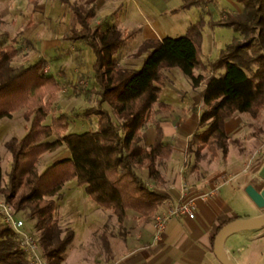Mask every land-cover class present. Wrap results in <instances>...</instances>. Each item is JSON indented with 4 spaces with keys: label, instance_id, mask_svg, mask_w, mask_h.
I'll return each instance as SVG.
<instances>
[{
    "label": "trees",
    "instance_id": "trees-1",
    "mask_svg": "<svg viewBox=\"0 0 264 264\" xmlns=\"http://www.w3.org/2000/svg\"><path fill=\"white\" fill-rule=\"evenodd\" d=\"M68 3L79 25H73L63 35L71 41L84 40L94 51L93 77L96 85L88 92L96 94V103L76 112L83 117H98V128L82 132L69 131L62 112L53 121L44 120L51 112V102L60 90L56 75L44 73V57L30 63L14 64L20 53L16 37L5 42L7 31L0 33V117L19 108H27L31 119L28 131L12 136L5 146L12 155L11 168L5 179L0 163V192L13 203L25 220H32V232L37 236L49 264H61L75 231L63 228L57 217L58 199L64 195L66 181L76 178L96 203L111 208L123 225L129 208L150 216L168 194L149 186L137 171L146 165L149 175L160 181V159L172 152V144L157 131L153 144L144 143L142 128L148 113L158 102L164 68L180 67L194 85L204 78L196 69H209L206 87L202 91L203 108L199 128L188 141L187 152L198 162L206 154L228 151L232 138L225 121L235 112H248L253 117L264 109V0H238L241 11H226L211 25L231 26L241 34L223 47L218 55L205 63L201 57L204 41V18L191 23L181 35L146 38L133 53L145 55L142 67L125 66L116 54L123 43L141 31V27L123 30L113 25L103 28L92 25L97 4L78 0ZM211 0H183V8L201 5ZM3 19L0 14V26ZM49 94L46 102L43 98ZM108 104V107L105 106ZM56 134L54 140L48 139ZM65 144L70 155L52 162L42 171L37 160L42 153ZM229 219L222 223L220 228ZM213 236V244H214ZM106 240L107 249L109 242ZM0 264H31L22 249L18 235L0 216Z\"/></svg>",
    "mask_w": 264,
    "mask_h": 264
},
{
    "label": "crops",
    "instance_id": "crops-1",
    "mask_svg": "<svg viewBox=\"0 0 264 264\" xmlns=\"http://www.w3.org/2000/svg\"><path fill=\"white\" fill-rule=\"evenodd\" d=\"M135 1L143 3L149 13L146 24L131 28L141 27V31L135 36L144 33L143 40L164 37L161 34V24L154 21L158 17L156 8L161 11V15L168 12L176 14L183 8V0H149L153 4L146 0ZM96 4V15L103 20V28L116 25L125 31L131 30L118 18L119 15L111 21L108 20L110 15L116 14L117 8L123 6V0H97ZM143 40L136 49L129 50L135 60L144 62L145 55H133ZM204 44L203 41V49ZM56 45L57 40L47 41L49 47ZM203 52L201 57L208 63L211 59H206ZM116 58L123 64L121 58ZM210 72L209 69H196V75L204 74V78L197 85L192 83L187 91L176 89L175 92L180 95L181 101L160 99L164 81L161 84L159 100L149 111L147 122L142 128L144 143L147 146L154 143L157 131L162 133L164 141L172 144L171 154L158 162L162 181L151 177L146 165L137 166V171L149 186L167 193L168 197L148 217L129 208L122 226L111 208L94 204L93 208L102 220L99 225L93 226L92 232H99L96 236L91 235V239L80 249H74L76 257H83L88 264H222L214 252L213 245V236L217 234L222 223L229 219L264 213V207L258 206L246 191L248 183L253 182L261 187L264 182L259 183L258 178H251L249 173L241 172L247 153H253L255 158L264 156V109L257 117L248 112H235L226 119L225 129L236 139L230 142L226 155L218 150L216 155L208 153L197 162L194 156L187 152L188 141L199 128L200 113L204 105L202 91L206 87V78ZM56 76L61 85L54 100L57 106H62L69 112L74 104L72 100H83L89 94L91 105L93 94H86L85 97L86 91H81L79 95H72L69 85H63L64 77L58 74ZM105 106L108 107V104L105 103ZM18 111L13 112V115ZM47 117L44 121L50 122ZM70 153L66 147L62 157H67ZM229 173L238 174L232 180L226 181L224 178ZM184 184L188 186L189 195L210 190L215 186L217 192L208 198L197 200L194 217H172L165 230L157 236L154 218L182 199ZM83 191L84 186L78 184L74 194L75 201L87 203L88 195H83ZM65 196L66 194L57 201L65 200ZM59 205L60 203L56 208L59 223L63 226L62 220H65L68 223L65 227L71 228L69 207L61 208ZM76 237L75 231L74 240L68 246L61 264H67V255L72 251ZM105 238L109 242V249ZM225 249L236 264H264V227L244 228L231 233L225 240Z\"/></svg>",
    "mask_w": 264,
    "mask_h": 264
},
{
    "label": "rangeland",
    "instance_id": "rangeland-1",
    "mask_svg": "<svg viewBox=\"0 0 264 264\" xmlns=\"http://www.w3.org/2000/svg\"><path fill=\"white\" fill-rule=\"evenodd\" d=\"M134 1L123 0V6L121 5L117 8L115 11L116 14L114 16L110 15L108 20L111 21L119 15L118 18H121L123 24L129 29L136 25L146 24L147 20H149L147 8L143 3L137 1L135 3ZM146 1L149 4H153L149 0ZM78 2L81 8H83L86 3H97V0H78ZM242 6V3L238 0H211L210 2H203L199 6L194 5L182 8L176 14H170L168 12L164 15H161V11L156 8L158 17L154 21L161 24L163 30L161 32L162 35L176 36L184 34L191 23L204 18L206 21L203 29L205 47L204 49L202 47V51H204V57L210 60L216 57L228 42L234 37H239L241 34L231 26H213L210 24V20L212 18L218 19L226 11H241ZM0 14L3 19V23L0 26V33L3 31H7L8 33L4 38L5 42H9L13 37H16L18 45L21 48L20 53L13 61L14 64L30 63L36 61L40 56L44 57L46 60V65L43 68L44 73L63 76V85H69V90L72 95H79L81 91H86L85 97L86 94H89L88 89L96 85L93 77L95 55L91 46L84 40L71 41L63 39V35L73 25H79L68 3L60 0H0ZM165 15L166 17H164ZM102 21L96 15L91 23L92 25H98L102 24ZM143 36L144 33H141L127 39L118 50L116 56L122 59L123 65L135 68L142 67L143 60H135V57L132 56V52L130 53L129 49H136L138 44L143 40ZM49 40H57L58 45L54 47L47 46V41ZM164 72L166 79L162 85L160 99L181 101L179 98L180 95L175 90L187 91L188 87L193 83L192 78L180 67L164 68ZM202 75L204 76V74ZM88 97L91 99L90 94ZM88 97L83 100H72L74 104H72L73 106L69 109V112L63 109L64 107L57 106V103L54 101L55 99L52 100L51 112L47 117L48 121L52 122L53 116H59L64 112L67 114L64 117V121L68 124L69 131L82 132L97 129L98 117L96 115L83 117L76 114V112L82 111L89 105ZM92 97L91 105L96 103L97 95L93 94ZM49 98L50 95L47 94L43 99L46 102ZM26 110V107L19 108L15 110L18 112L14 115L13 112L15 111L10 115L0 117V163L5 179L8 177L12 162V155L5 146V141L12 136L22 137L28 131L31 125V119L26 118ZM56 137V134H52L48 139L54 140ZM66 147L63 144L54 150H48L42 153L37 160L39 170L42 171L52 162L58 161L57 159L65 154ZM76 189H78V183L75 178L66 181L62 189L64 194H66L65 200L58 202L61 208L64 206L69 207L70 227L77 232L76 240L72 244V251L67 255V264H88L83 257H76L73 252L76 247L80 249L88 239H91V235H97L96 233L99 231L95 233L92 232V229H94L93 226L99 225L102 219L99 218L93 208L94 204H99L92 198L86 196L88 197L87 203H80L74 200ZM82 193L83 195H87L85 191ZM0 195L4 196L1 192ZM62 223L64 225H60L63 228H67L65 227V224H68L67 221L62 220ZM26 227L32 230V220H26Z\"/></svg>",
    "mask_w": 264,
    "mask_h": 264
},
{
    "label": "built area",
    "instance_id": "built-area-1",
    "mask_svg": "<svg viewBox=\"0 0 264 264\" xmlns=\"http://www.w3.org/2000/svg\"><path fill=\"white\" fill-rule=\"evenodd\" d=\"M263 163L264 156L255 158V155L249 152L245 157L241 172L249 173L251 178H258L260 176L259 169ZM237 174L238 173H229L224 179L230 181L235 178ZM216 192L217 186L210 190H204L197 194L189 195L188 186L184 184L182 199L154 218L157 236L165 230L168 221L172 217L182 215L194 217L197 200L208 198ZM0 216L4 223L18 235L21 247L27 253L31 264H49L43 254L37 236L26 227L25 218L16 211L14 205L3 195H0Z\"/></svg>",
    "mask_w": 264,
    "mask_h": 264
},
{
    "label": "water",
    "instance_id": "water-1",
    "mask_svg": "<svg viewBox=\"0 0 264 264\" xmlns=\"http://www.w3.org/2000/svg\"><path fill=\"white\" fill-rule=\"evenodd\" d=\"M259 183L264 182V163L259 169ZM246 191L253 201L260 207H264V185L258 187L256 183L250 182ZM264 227V213L257 216L234 218L226 222L217 232L214 238V252L222 264H236L225 249V240L233 232L244 228Z\"/></svg>",
    "mask_w": 264,
    "mask_h": 264
}]
</instances>
